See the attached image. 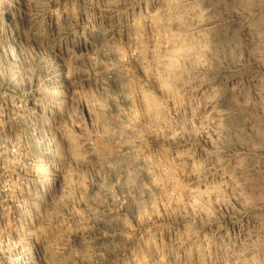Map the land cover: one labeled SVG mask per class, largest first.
I'll return each mask as SVG.
<instances>
[{
	"label": "rangeland",
	"instance_id": "374dc122",
	"mask_svg": "<svg viewBox=\"0 0 264 264\" xmlns=\"http://www.w3.org/2000/svg\"><path fill=\"white\" fill-rule=\"evenodd\" d=\"M0 264H264V0H0Z\"/></svg>",
	"mask_w": 264,
	"mask_h": 264
}]
</instances>
